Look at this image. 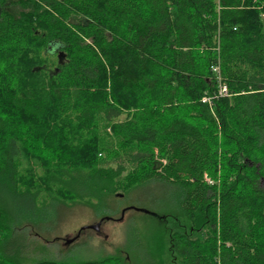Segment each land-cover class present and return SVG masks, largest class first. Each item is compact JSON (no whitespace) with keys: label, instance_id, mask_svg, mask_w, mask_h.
<instances>
[{"label":"trees","instance_id":"16d2710c","mask_svg":"<svg viewBox=\"0 0 264 264\" xmlns=\"http://www.w3.org/2000/svg\"><path fill=\"white\" fill-rule=\"evenodd\" d=\"M118 194L148 232L48 257ZM0 264H264V0H0Z\"/></svg>","mask_w":264,"mask_h":264},{"label":"rangeland","instance_id":"374dc122","mask_svg":"<svg viewBox=\"0 0 264 264\" xmlns=\"http://www.w3.org/2000/svg\"><path fill=\"white\" fill-rule=\"evenodd\" d=\"M118 199L121 202H119L121 207L118 212L110 214L111 217L109 218L98 214L91 207L75 205L70 210L63 212L62 216L53 219L51 226L55 230L50 235L47 234L48 237L43 241L48 247V257L56 259L69 256L101 258L107 255H118L128 239L130 240L128 236L130 224H134V229L137 228L139 233V230L148 232L147 225L151 221L142 217V214L134 208H148L160 214L158 207L141 204L135 195L128 200L121 196ZM130 205L133 208L126 210L120 218L122 209ZM97 223H100L99 231L94 228L82 230L85 226L96 225ZM77 235L79 236L74 241L68 242Z\"/></svg>","mask_w":264,"mask_h":264},{"label":"built area","instance_id":"2783aa9c","mask_svg":"<svg viewBox=\"0 0 264 264\" xmlns=\"http://www.w3.org/2000/svg\"><path fill=\"white\" fill-rule=\"evenodd\" d=\"M212 71L216 76L217 90L214 92V94L205 95L202 99L204 103H208L209 105H212L214 99L218 97L228 96L230 94L227 84L223 81L220 65L219 64L213 65Z\"/></svg>","mask_w":264,"mask_h":264},{"label":"water","instance_id":"95a60500","mask_svg":"<svg viewBox=\"0 0 264 264\" xmlns=\"http://www.w3.org/2000/svg\"><path fill=\"white\" fill-rule=\"evenodd\" d=\"M124 212H125V211H123V214H124ZM99 227H100V223H97L96 225H91V226H87V227L85 226V227L82 228V230H83V229H86V228H94V229L98 230ZM78 236H79V235H77V236H76L75 238H73V239H70L68 242H72V241H74Z\"/></svg>","mask_w":264,"mask_h":264},{"label":"flooded vegetation","instance_id":"af4514ba","mask_svg":"<svg viewBox=\"0 0 264 264\" xmlns=\"http://www.w3.org/2000/svg\"><path fill=\"white\" fill-rule=\"evenodd\" d=\"M100 230V227H99V229H98V231Z\"/></svg>","mask_w":264,"mask_h":264}]
</instances>
